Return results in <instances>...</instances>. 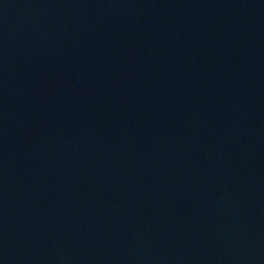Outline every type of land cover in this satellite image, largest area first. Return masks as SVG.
Returning <instances> with one entry per match:
<instances>
[{
	"label": "water",
	"instance_id": "95a60500",
	"mask_svg": "<svg viewBox=\"0 0 264 264\" xmlns=\"http://www.w3.org/2000/svg\"><path fill=\"white\" fill-rule=\"evenodd\" d=\"M0 264H264V0H0Z\"/></svg>",
	"mask_w": 264,
	"mask_h": 264
}]
</instances>
